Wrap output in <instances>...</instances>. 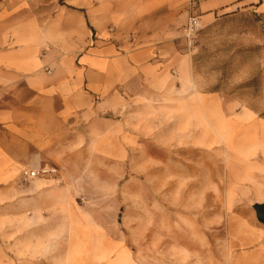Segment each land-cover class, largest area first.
Listing matches in <instances>:
<instances>
[{"label":"crops","instance_id":"obj_1","mask_svg":"<svg viewBox=\"0 0 264 264\" xmlns=\"http://www.w3.org/2000/svg\"><path fill=\"white\" fill-rule=\"evenodd\" d=\"M185 4L0 0V264H99L81 250L92 217L74 196L88 174L67 165L89 142L120 162L121 149L158 142L153 131L181 101L213 99L191 90ZM242 7L264 15V0H204L197 13L207 24ZM43 167L55 172L24 174Z\"/></svg>","mask_w":264,"mask_h":264},{"label":"rangeland","instance_id":"obj_2","mask_svg":"<svg viewBox=\"0 0 264 264\" xmlns=\"http://www.w3.org/2000/svg\"><path fill=\"white\" fill-rule=\"evenodd\" d=\"M179 39L193 94L214 97L181 101L153 131L158 142L121 149L120 162H104L94 142L74 153L67 170L88 174L74 196L92 217L81 250L99 264H264V225L252 209L264 202V15L227 10L202 23L190 51ZM243 136L255 143L223 148Z\"/></svg>","mask_w":264,"mask_h":264},{"label":"built area","instance_id":"obj_3","mask_svg":"<svg viewBox=\"0 0 264 264\" xmlns=\"http://www.w3.org/2000/svg\"><path fill=\"white\" fill-rule=\"evenodd\" d=\"M202 1L204 0H186L185 10L187 19L182 28L181 37L188 51L195 47L197 37L202 30L201 17L197 13V8ZM53 172H55L54 169L44 167L39 170L33 169L25 171L24 174L30 178H36Z\"/></svg>","mask_w":264,"mask_h":264},{"label":"bare ground","instance_id":"obj_4","mask_svg":"<svg viewBox=\"0 0 264 264\" xmlns=\"http://www.w3.org/2000/svg\"><path fill=\"white\" fill-rule=\"evenodd\" d=\"M261 139L262 138L258 139V141L261 140ZM250 143L254 144L255 141L254 140H251L250 138H247L245 136H243V137H241L239 139L231 138V139H228V140H225L224 141L223 148L226 149V150L232 149L233 147H236V148H244L246 146H249Z\"/></svg>","mask_w":264,"mask_h":264},{"label":"water","instance_id":"obj_5","mask_svg":"<svg viewBox=\"0 0 264 264\" xmlns=\"http://www.w3.org/2000/svg\"><path fill=\"white\" fill-rule=\"evenodd\" d=\"M252 209L254 210L256 220L264 225V202L260 204H254Z\"/></svg>","mask_w":264,"mask_h":264}]
</instances>
